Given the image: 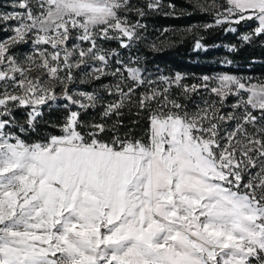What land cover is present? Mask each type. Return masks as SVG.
<instances>
[{"label":"snow or ice","instance_id":"snow-or-ice-1","mask_svg":"<svg viewBox=\"0 0 264 264\" xmlns=\"http://www.w3.org/2000/svg\"><path fill=\"white\" fill-rule=\"evenodd\" d=\"M189 2L212 15L205 30L246 24L243 43L264 41V0ZM10 7L0 11L11 22L0 40V264H264V80H153L105 46L140 41L162 0ZM21 45L31 51L17 55ZM59 99L63 120L26 140ZM95 109L98 119L83 118ZM133 109L146 114L139 134L122 119Z\"/></svg>","mask_w":264,"mask_h":264},{"label":"trees","instance_id":"trees-1","mask_svg":"<svg viewBox=\"0 0 264 264\" xmlns=\"http://www.w3.org/2000/svg\"><path fill=\"white\" fill-rule=\"evenodd\" d=\"M143 7L146 0H136ZM171 3L176 6L175 15H165L170 11L167 5ZM164 5L160 11L151 12L143 19L147 25L142 30V39L129 49L118 48L116 42H109L105 46L117 49L120 58L130 67H140L145 77L157 79L161 75L174 76L181 73L186 76L187 83H198V78L204 75L231 74L239 77H251L255 79L264 78V41L257 40L251 44H245L239 36L250 30L249 26L242 24L236 33L226 31V26L214 27L205 30L203 25L212 23V15L197 11L191 7L189 0H162ZM183 10V14L181 11ZM198 26V27H193ZM191 28V31H187ZM167 30V31H165ZM1 33V32H0ZM4 36L0 34V39ZM200 40L207 50H196L195 43ZM155 45V47H153ZM226 45H236V51H229ZM139 57V63H134ZM225 61H231L230 64ZM113 66H118L111 62ZM117 78L107 77L104 83H116ZM80 90H92L95 85H77ZM108 99H113L109 97ZM231 102V100H230ZM68 103L59 99L45 106L43 117L38 118L37 131L24 134L29 142L37 140L47 132L53 131L50 127L53 123L63 120L66 115L63 105ZM100 109L89 110L83 114L85 120L99 118ZM18 121L20 115L15 113ZM135 115V109L131 113L125 112V125L133 127L136 133H141L147 126L146 119ZM22 116V115H21ZM138 121L135 125L131 122Z\"/></svg>","mask_w":264,"mask_h":264},{"label":"rangeland","instance_id":"rangeland-1","mask_svg":"<svg viewBox=\"0 0 264 264\" xmlns=\"http://www.w3.org/2000/svg\"><path fill=\"white\" fill-rule=\"evenodd\" d=\"M11 3H12V0H0V11H5V12L6 11H11L12 10L11 7H10ZM10 26H11V22H9V24H5L3 22H0V32H1L0 34L4 33V36H5V37H3L0 40L6 39L9 35H11L10 31L5 30V28H8ZM15 51H16L17 55H21L22 53L30 52L31 51V45L18 46ZM244 78H247V77H244ZM261 80H264V78L261 79ZM57 92L59 94V89H57ZM15 113H17V115H20L19 117H20L21 120L23 119V121H24L26 119V112H25L24 109H18V110L15 111Z\"/></svg>","mask_w":264,"mask_h":264}]
</instances>
